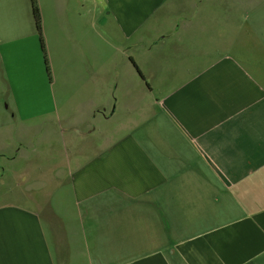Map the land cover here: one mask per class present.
Returning a JSON list of instances; mask_svg holds the SVG:
<instances>
[{
    "label": "crops",
    "instance_id": "0c3cea01",
    "mask_svg": "<svg viewBox=\"0 0 264 264\" xmlns=\"http://www.w3.org/2000/svg\"><path fill=\"white\" fill-rule=\"evenodd\" d=\"M36 1L47 65L0 0V264H264V13Z\"/></svg>",
    "mask_w": 264,
    "mask_h": 264
},
{
    "label": "rangeland",
    "instance_id": "374dc122",
    "mask_svg": "<svg viewBox=\"0 0 264 264\" xmlns=\"http://www.w3.org/2000/svg\"><path fill=\"white\" fill-rule=\"evenodd\" d=\"M212 2H215V6L222 8L224 7L225 0H211ZM210 0H206L204 4H202V7H210L211 4L209 3ZM217 2V3H216ZM232 7H233V14H232V21L234 24L240 22V16L237 15L238 12L241 11V7H245L248 10V20L249 22H254L257 20V18H260L261 13L263 15L264 13V0H232ZM245 9V11H246ZM221 14H218L217 19H219L220 23H223L226 20V17L223 15V11H221ZM138 76L142 78L139 73ZM1 188V187H0Z\"/></svg>",
    "mask_w": 264,
    "mask_h": 264
},
{
    "label": "trees",
    "instance_id": "16d2710c",
    "mask_svg": "<svg viewBox=\"0 0 264 264\" xmlns=\"http://www.w3.org/2000/svg\"><path fill=\"white\" fill-rule=\"evenodd\" d=\"M31 1V6H32V13H33V17H34V22H35V27H36V31L39 35V39L41 42V48L42 51L44 53V60H45V64L47 65V59H46V55H45V49H44V43H43V39H42V31H41V19H40V14H39V9L37 6V1L36 0H30ZM132 63L136 66L135 62L133 61L132 58H130ZM136 69L139 73V75L142 77V79H144V75L142 74L141 70L139 69L138 66H136Z\"/></svg>",
    "mask_w": 264,
    "mask_h": 264
}]
</instances>
